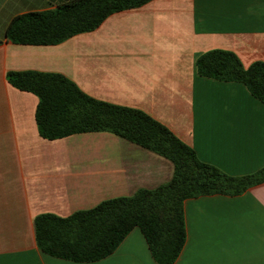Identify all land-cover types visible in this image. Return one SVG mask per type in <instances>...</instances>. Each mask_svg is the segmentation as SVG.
Wrapping results in <instances>:
<instances>
[{
    "label": "crops",
    "instance_id": "0c3cea01",
    "mask_svg": "<svg viewBox=\"0 0 264 264\" xmlns=\"http://www.w3.org/2000/svg\"><path fill=\"white\" fill-rule=\"evenodd\" d=\"M67 1L0 0V264H156L137 228L97 262L39 251L36 216L68 217L154 190L170 181L173 165L107 132L42 139L37 98L6 74H60L93 99L144 112L201 162L249 175L264 167V105L241 83L198 76L196 59L223 50L244 68L264 63V0H152L57 45L5 37L12 18ZM183 211L186 241L174 264H264V183L240 196L188 199Z\"/></svg>",
    "mask_w": 264,
    "mask_h": 264
},
{
    "label": "trees",
    "instance_id": "16d2710c",
    "mask_svg": "<svg viewBox=\"0 0 264 264\" xmlns=\"http://www.w3.org/2000/svg\"><path fill=\"white\" fill-rule=\"evenodd\" d=\"M152 0H70L55 9L30 12L10 20L5 37L14 44L53 46L89 33L111 14L139 8ZM198 76L245 86L264 105V63L244 68L231 52L210 50L196 59ZM7 82L37 100L35 124L48 141L72 135L107 132L167 159L169 182L154 190L99 203L68 217L34 218L39 251L53 258L91 263L110 256L128 234L139 229L156 264H174L186 241L183 203L202 196H240L264 183V167L233 177L201 162L194 150L144 112L109 104L83 93L60 74L8 72Z\"/></svg>",
    "mask_w": 264,
    "mask_h": 264
}]
</instances>
